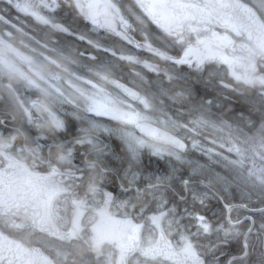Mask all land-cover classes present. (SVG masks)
Here are the masks:
<instances>
[{"label":"snow or ice","instance_id":"6c2138e0","mask_svg":"<svg viewBox=\"0 0 264 264\" xmlns=\"http://www.w3.org/2000/svg\"><path fill=\"white\" fill-rule=\"evenodd\" d=\"M92 3L63 0L62 8L50 0L46 6L73 21L82 18L89 32L111 34L112 45L98 46L108 52L119 43L130 53L120 59L141 63L154 75V95L166 94V85L182 86L177 95L198 100V116L181 124L185 135L177 136L111 97H89L79 109L64 107L70 102L61 99L43 119L26 108L16 125L0 106V208L11 207L8 196L22 176H36L41 186L65 193L71 226L55 234L87 245L73 264H264V163L245 169L238 145L224 155L212 142L197 139L196 131L220 117L222 127L259 126L264 132V62L256 59V49L264 54V0H137L147 17L139 26L131 6H123L127 15L117 8L109 19L92 13ZM245 59L251 71L242 73ZM230 79L253 88H239ZM116 86L148 106L131 88ZM30 104L39 111L37 101ZM221 109L233 119H224ZM17 135L25 143L16 144ZM25 151L32 168L22 165ZM85 218L93 232L101 231L97 218L113 226L110 247L88 236ZM68 255L57 252L65 260ZM4 259L0 256V264ZM44 264L60 262L44 258Z\"/></svg>","mask_w":264,"mask_h":264},{"label":"flooded vegetation","instance_id":"af4514ba","mask_svg":"<svg viewBox=\"0 0 264 264\" xmlns=\"http://www.w3.org/2000/svg\"><path fill=\"white\" fill-rule=\"evenodd\" d=\"M58 2L63 8V0H58ZM49 3L50 0H0V106L15 111V119L12 120L9 115L7 116L13 125L22 121L26 108L33 111L38 118H46L48 111L43 109V104L50 93L61 97L72 93L77 103L83 102L86 69L100 68L102 65L100 62L104 56L110 59L108 67L111 70L125 69L126 81L124 82L138 90L140 97H143L147 103L153 100L155 95L151 81L155 77L152 73L147 72L141 63L120 59L122 54L130 53L122 49L119 43H116L115 48H110L108 52L98 46L97 42L112 45L115 38L111 34L103 30L97 33L89 32L83 27L82 18L75 21L71 17L66 18L59 9L56 12L51 11L46 6ZM123 6H131L136 14L133 22L137 26L140 25L141 20L147 19L137 0H93L92 3V7L102 15L106 14L105 16L109 19L115 16L117 8L127 15L128 9ZM63 10L74 12L67 8ZM239 22L243 23V18H240ZM10 46H14L22 55L31 57L32 61L39 62V68H44L45 73L38 72L30 64L9 63L5 53ZM113 51L115 55L112 54ZM61 55L74 58L78 56V62L65 65L72 69H62L59 65L58 76L53 80L54 65L52 62L57 60L56 56ZM143 55L149 60L153 59L148 53ZM84 56L90 57L88 63L92 61V58L94 62L83 64L85 59L81 58ZM256 59L264 62V54H261L258 49H256ZM6 71H9L10 75L12 72L13 75L10 77ZM239 71L242 73L251 71L246 59L241 62ZM92 76L89 74L88 80ZM108 77L109 75L106 78ZM92 80L98 84L102 79ZM229 82L242 89L251 90L253 88L242 79L239 81L230 79ZM54 83L57 85L54 86ZM166 87L167 93L158 94L157 100L162 103L177 101V93L181 91L182 86L173 84L166 85ZM113 93L117 94L114 91ZM6 94H10L7 101ZM1 100L5 101V105ZM31 101L38 102L39 111L31 108ZM191 101L199 103L195 98ZM127 102L131 107L140 103L139 100L136 102L127 100ZM180 111L190 119H196L198 116L194 107L180 109ZM219 111L223 113L224 119L233 118L231 112L225 109ZM173 117H177V110ZM212 119L219 120L220 117H212ZM173 134L176 135V133ZM15 143H25V137L17 135ZM22 165L26 168L33 166L32 156L27 151L23 154ZM8 204L11 205L10 208L7 206L0 208V256L5 258L3 264H8L9 259L30 260L32 264H44V258L54 262L59 260L60 264H73V261L80 260L87 251V245L83 240L68 243L58 239L55 234L64 232L71 226V203L65 193L54 192L50 188L41 186L36 176H22L13 183L8 196ZM82 223L87 228L88 236H97L105 241V248L110 247L109 242L113 233L111 224L101 222L97 218L96 226L101 229L97 233L93 232L94 225L89 223L87 218ZM57 252L69 253V255L65 260L63 256L58 258Z\"/></svg>","mask_w":264,"mask_h":264},{"label":"rangeland","instance_id":"374dc122","mask_svg":"<svg viewBox=\"0 0 264 264\" xmlns=\"http://www.w3.org/2000/svg\"><path fill=\"white\" fill-rule=\"evenodd\" d=\"M13 42V41H12ZM6 55V60L9 63L15 64V63H25V64H30L33 65L34 68L40 72V73H45V69L44 68H39V62H34L31 60V57L22 55L20 52H17V49L14 46H10L8 51L5 53ZM78 56H76L75 58L72 57H67L66 55H61V56H56L57 60L53 61V65H54V73H53V80L56 79V77L58 76L57 73V68L59 65H61L62 69H72V68H67L65 67L66 64L68 63H72L75 64L78 62L77 59ZM92 58V57H91ZM81 59H85L83 61V64H85V62L87 64L88 61H90V57H86L84 56ZM94 62V58H92V61ZM41 63V62H40ZM102 65L100 66V68L98 69H92L91 71H89L88 73L93 75L91 79L88 80L89 74H85V83H86V87H85V98L83 100V102L81 103H77L76 99L74 98V96L72 95V93H68L67 96H56L53 95L52 93L48 94L47 97L45 98L44 103L43 104V109L45 111H49V110H56L57 108H59L60 105V100L61 99H66V101L70 102V103H65L63 106L64 107H72V108H77L79 109L84 102L86 101L87 98L91 97V98H95V99H103L104 97H111L114 98L116 100H118L120 102V106L125 110V111H131V112H138L140 113L142 116H145L147 118L146 121L148 122H152V123H156L157 121V116L160 117L159 114H156L155 116L150 114H155L153 112H151L149 110V108H151L150 106V102L147 103V107H145L144 104L142 103H138L137 105H133L131 107V105L127 102L126 99H124L122 96L114 94L113 91H111L110 89H108L105 85V81H106V77L109 74H120V75H124L125 71L124 69L122 71H116V70H111L108 65L110 63V59H108V56H104L101 59L100 62ZM7 75H9L11 77V75H13V73L9 71H6ZM75 72L77 73V70H75ZM61 73V72H60ZM14 77H12L13 79ZM92 79H102L100 83L95 84L94 82H92ZM97 81V80H96ZM54 86L57 85V83L53 84ZM83 90V89H81ZM10 98V94H6V101ZM3 105H5V101L1 100ZM36 110V109H35ZM150 116V117H149ZM104 123H109L114 127H124V128H131L130 125H125L120 121H103ZM116 124V126L114 125ZM216 125V124H215ZM214 124H207L204 125L200 128H202L205 133L207 135H205L203 138H200L197 136V139H200L204 142H212L211 146L214 147L218 152L223 153L224 155H229V153H227L226 149L228 147H231L232 145H238L242 151H243V159H244V168L245 169H250L253 168L254 166H259L261 163H264V161H262L261 157H264V148L260 147V136H261V130L258 129L256 130V139L254 140V144L257 142V146L253 147V146H249V141L251 140L252 137L247 136L245 133H241L243 138H238L235 139L233 137H230V140H224L222 138V141L220 139H211L212 136H208L209 134L214 135L215 133H219V135H221L222 137H225L226 135V131H229L230 128L228 127H217ZM197 131V130H196ZM198 132V131H197ZM239 133V132H236ZM199 134V133H198ZM207 136V137H206ZM248 145V146H246ZM251 147V148H250ZM250 148V149H248Z\"/></svg>","mask_w":264,"mask_h":264},{"label":"trees","instance_id":"16d2710c","mask_svg":"<svg viewBox=\"0 0 264 264\" xmlns=\"http://www.w3.org/2000/svg\"><path fill=\"white\" fill-rule=\"evenodd\" d=\"M182 90V87H181ZM192 98H187V97H183V96H179L177 95V105H170L172 103L170 102H156V103H150L151 108H149V110L155 114H150L155 116L156 114H159L160 117L157 116V122L166 127L167 129L171 130L172 132L176 133L177 136H184L185 135V129L183 127H181V124L183 123H188L190 118L186 117L181 111L180 109L185 110L186 108H196L197 105L199 103H194L191 101ZM177 107V117H173L174 116V112L176 111ZM233 118H230L228 120H231ZM163 121V122H162ZM216 126L217 127H222L219 125V121H216ZM259 126L253 127V129H255L254 131H250L249 129H247L246 127H244L242 130H238L236 128H230L229 131H226V135L225 137H222L221 135H219V133H215L214 135L209 134L208 136H212L211 139H220L222 141V138L224 140H230V137H233L235 139L238 140V138H243L241 133H245L247 136L251 137V135H256V130L258 129ZM224 129V127H223ZM198 131V137L203 138L205 135H207L205 133V131L202 128H198L196 129ZM239 132V133H236ZM264 135V132H261V136ZM260 136V137H261ZM207 137V136H206ZM214 137V138H213ZM223 142V141H222ZM260 143V141H259ZM249 146H257V142L254 144V139L253 137L251 138V140L249 141ZM248 146V145H246ZM251 148V147H250ZM248 148V149H250Z\"/></svg>","mask_w":264,"mask_h":264},{"label":"bare ground","instance_id":"6f19581e","mask_svg":"<svg viewBox=\"0 0 264 264\" xmlns=\"http://www.w3.org/2000/svg\"><path fill=\"white\" fill-rule=\"evenodd\" d=\"M117 71L119 72V71H122V68H120V69H117ZM124 71H125V69H124ZM109 77L110 78H114V79H117V80H119V81H121V82H123V83H125L124 81H126V75L124 74V75H120V74H109ZM126 85H128L127 83H125ZM129 86V85H128ZM129 87H131V86H129ZM131 88H133V87H131ZM133 89H135V88H133ZM136 90V89H135ZM136 91H138V90H136ZM139 92V91H138ZM158 93L157 94H155V96L153 97V100L152 101H150V103H156V102H159L160 100H157L158 99ZM170 103H172V104H170V105H177V101H174V102H170ZM177 108V107H176ZM175 110H177V109H175ZM195 111V110H194ZM7 112H8V115H9V117L13 120V119H15L16 118V114H15V111L13 110V109H7ZM215 121H219V120H216V119H214ZM20 122H17L16 124H19ZM15 124V125H16ZM209 124H212V123H209ZM215 125V124H214ZM216 126V125H215ZM247 129H249L250 131H254L255 129H253V127H251V128H249V127H246Z\"/></svg>","mask_w":264,"mask_h":264},{"label":"water","instance_id":"95a60500","mask_svg":"<svg viewBox=\"0 0 264 264\" xmlns=\"http://www.w3.org/2000/svg\"><path fill=\"white\" fill-rule=\"evenodd\" d=\"M90 11H91L92 13H95V14L99 15V16H105V15H106V14H103V15H102V13H100V12H99L96 8H94V7H91ZM117 83L123 84V85H125L126 87L131 88V87H129L128 85H126L125 83H123V82H121V81H119V80H117V79H114V78H108V80H107V84H108L109 86H111L112 88L116 89V90H117L122 96H124L125 98L129 99V100L132 101V102H136V101H137V99H132L131 97H127V96L123 95L121 89L118 88V87L116 86ZM131 89H132L133 91H135V92L138 94V96H140V94H139L138 91H136V90L133 89V88H131ZM147 123H150V122H147ZM151 124H152V123H151ZM152 125L155 126V127H158V126L155 125V124H152ZM158 128H159L162 132H165V133L171 134L170 132H168V131H166V130L160 128V127H158ZM171 135H173V134H171Z\"/></svg>","mask_w":264,"mask_h":264}]
</instances>
